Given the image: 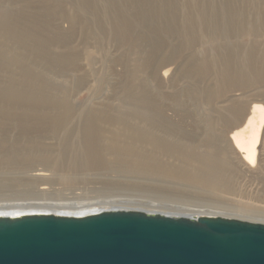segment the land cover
<instances>
[{
	"label": "rangeland",
	"instance_id": "obj_1",
	"mask_svg": "<svg viewBox=\"0 0 264 264\" xmlns=\"http://www.w3.org/2000/svg\"><path fill=\"white\" fill-rule=\"evenodd\" d=\"M260 22L264 0H0V126L12 127L7 134L16 138L17 125L75 127L69 137L79 156L88 151L85 126L147 132L157 143H137L127 156L173 167H185L183 153L196 159L194 166L215 161L213 171L202 173L223 186L118 166L90 169L100 177L64 186L84 189V202L108 197L143 205L126 209L264 221V125L252 167L220 135L236 117L224 109L264 105ZM216 78L229 82L223 94Z\"/></svg>",
	"mask_w": 264,
	"mask_h": 264
},
{
	"label": "bare ground",
	"instance_id": "obj_2",
	"mask_svg": "<svg viewBox=\"0 0 264 264\" xmlns=\"http://www.w3.org/2000/svg\"><path fill=\"white\" fill-rule=\"evenodd\" d=\"M260 15L262 16L263 14ZM261 23L262 22H260V24ZM250 24L251 25L256 24V22H251ZM220 67L223 68V66ZM203 72L206 71L203 70ZM222 73L224 74V71ZM227 73L229 74V72ZM218 74L220 76L219 71ZM217 78L216 80L218 82L219 78L218 79ZM219 81L220 82H218L217 85L218 87L216 86L215 89L217 90L218 88L219 92L220 90L222 92L225 89L228 90L229 82L227 83L225 78L224 79L220 78ZM207 88L206 91L203 92H207L205 93L206 95L213 94L211 89H209L208 91ZM233 96L234 95L230 96L227 99L228 101L230 100L231 104H232V100H235L236 98ZM233 106H231L229 110L226 111L225 109L223 110L225 113L228 111L225 114L226 116L228 115L227 118L231 116H236V117H234L232 121H229V123L225 121V123L228 124L225 126L223 125L224 128L222 126L223 133L220 135L222 138H224V141L228 142L230 148H232L231 150L238 156V158L240 157V162L242 160V162L246 164L248 167L258 165L257 164L258 163L257 155L259 148L258 141H259L261 128H263L262 126L264 125V105L260 103H253L249 106L248 109L247 107L237 108L236 105L235 107L237 109H233L234 108ZM213 110H211V112ZM217 110H219V108ZM219 111L222 112V110ZM216 115L217 118L219 117L218 119H220L221 121L225 120L224 113L223 116L222 115L218 116V114ZM17 127H18L17 130H19V133L22 137H17V138L15 136L11 137L7 134V132L13 128L5 125L0 126V134L3 135V137H0V217L7 216V217L15 218V217H21L32 214H55V215H63V216L81 217L85 215L94 214L99 211H107L105 209L108 208L109 206L110 208L112 207L110 210H118V208L121 207L125 208L123 210H133L126 208H130L129 205L132 204L142 205L140 203L132 202V201L110 200L111 198L108 199V197L107 199L103 198L100 200H96L95 198L97 197H95L92 198L95 199L94 201L84 202L86 201V199H84V189L83 192L81 193L80 188H69L64 186V184L65 185L67 184L68 186L70 184L72 185L73 183L76 184L77 181L82 182V180H84V178L87 177H92V178L100 177V175H94L89 173L90 169H92L93 171V169L96 168L107 169L113 167L117 168L118 166L120 167V169L122 168L124 170L125 169L126 170L139 169V170H147V171L152 170L153 172H156L158 174L160 173L165 174V176L172 175L176 178H179L191 184L204 186L205 188L211 187L218 189L223 186L222 182L220 181L217 182V179L215 182L210 178L211 176L209 175L210 172L207 174H205V172L202 173V169L213 171L218 165L217 163V165L215 166L214 164L215 161L213 162V164H211L210 162L201 163L200 162L201 159H200L199 163L196 166H194L193 162H196V159L194 157L189 156V153L188 154L183 153L185 167H173L163 164L162 162H160V160L159 161L154 160L150 158V156H148V158L147 156L146 158H136V157L127 156L126 155L127 152L130 154L131 152L135 151V145L137 143H140L143 146H146L145 144L157 143L147 134V132L144 133L139 131L140 133L138 134L136 132L137 130L130 129V127L127 128V126L125 127L119 125V129H117L118 132L111 130L112 127H106V126L94 127L93 125L85 126L83 128L82 134L88 140L87 143L88 151L86 156L83 154L82 151H81V155L79 156L77 154V151H74L77 150V145L70 142L72 137H69V135L70 133L73 132V130L76 129L75 127H68L65 125L63 126V124L62 125L41 124V126L39 124L36 127H29V128H21L20 125H17ZM209 127L211 129L214 128V126L212 125H210ZM210 139H212L210 142H213V137ZM162 142H165V140ZM166 143L167 142H165V144ZM165 144L163 145L165 146ZM185 146H182L183 149ZM68 148L72 149L73 152L68 154L67 151ZM190 167L191 168L195 167L197 171L193 169L194 172H188L187 171L188 169L186 170V168H190ZM220 169L221 168H219V170ZM198 170L199 171L201 170V172H199ZM218 171L215 170V172ZM98 173L95 172V174ZM219 174L217 173L216 175L219 176ZM223 180L224 179H222L221 181ZM57 185L59 186L62 185L63 187L58 188L59 186L57 187ZM81 185L82 184H80V186ZM225 186L227 188L228 185ZM227 189H229V187ZM154 210H147V211L155 213ZM183 211L181 213L180 212L174 213L171 211H164L161 213L180 214V215L182 214L188 218L200 217L198 216L199 213L195 212L194 210H192L194 212L191 213H186L187 211L186 212ZM206 213L208 214V212ZM194 214L197 215L195 216ZM201 214H205V213H201ZM206 216H213V215H206ZM241 219H245V218H241ZM245 220H251V219H245ZM251 222L264 223V221H256V220H251Z\"/></svg>",
	"mask_w": 264,
	"mask_h": 264
},
{
	"label": "water",
	"instance_id": "obj_3",
	"mask_svg": "<svg viewBox=\"0 0 264 264\" xmlns=\"http://www.w3.org/2000/svg\"><path fill=\"white\" fill-rule=\"evenodd\" d=\"M0 264H264V223L123 209L2 216Z\"/></svg>",
	"mask_w": 264,
	"mask_h": 264
}]
</instances>
